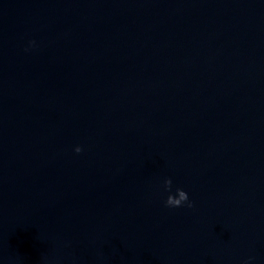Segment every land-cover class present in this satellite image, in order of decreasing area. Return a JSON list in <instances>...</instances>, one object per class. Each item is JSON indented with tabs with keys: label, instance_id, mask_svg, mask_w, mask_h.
Masks as SVG:
<instances>
[{
	"label": "water",
	"instance_id": "water-1",
	"mask_svg": "<svg viewBox=\"0 0 264 264\" xmlns=\"http://www.w3.org/2000/svg\"><path fill=\"white\" fill-rule=\"evenodd\" d=\"M249 257L264 0H0V264Z\"/></svg>",
	"mask_w": 264,
	"mask_h": 264
},
{
	"label": "clouds",
	"instance_id": "clouds-1",
	"mask_svg": "<svg viewBox=\"0 0 264 264\" xmlns=\"http://www.w3.org/2000/svg\"><path fill=\"white\" fill-rule=\"evenodd\" d=\"M36 47V42L30 41L28 47L25 49L26 51L29 50L30 48ZM170 183V182H169ZM166 206L169 207H179L182 205H187L189 208L194 206V201L190 199V196L187 195L184 191L180 192V197L179 199L176 198H169L168 200L165 201ZM252 258L249 257L248 260L244 262V264H248V261L251 260Z\"/></svg>",
	"mask_w": 264,
	"mask_h": 264
}]
</instances>
